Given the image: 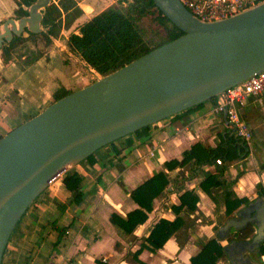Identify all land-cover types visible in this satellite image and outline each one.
I'll use <instances>...</instances> for the list:
<instances>
[{"label": "crops", "instance_id": "obj_1", "mask_svg": "<svg viewBox=\"0 0 264 264\" xmlns=\"http://www.w3.org/2000/svg\"><path fill=\"white\" fill-rule=\"evenodd\" d=\"M91 7L92 4L86 8L91 11ZM17 8L16 0H0V30L7 18L23 16L12 17ZM22 8L26 10L28 6ZM60 32L57 38L51 36L48 46L38 41L31 45L36 54L25 64L26 53L19 56L23 60L21 64L14 51L4 61L0 48V137L52 103L57 89L72 92L92 82L84 70H94L69 48V36H62L63 31ZM216 104L217 97L208 99L153 123L149 125V137L128 134L98 148L91 156L75 161L51 178L15 223L1 264H136L129 260L128 253L140 248V241L159 218L173 220L176 213L172 206L180 203L182 192L193 190L199 201L189 216L181 213L186 222L181 231L169 237L161 248L152 251L143 247L137 254L139 264H188L200 248L192 253L195 246L190 240L206 241L215 237L212 226L219 214L225 213V207L217 205L200 187V182L214 172L216 165H202L189 176L192 161L173 169H166L164 163L180 160L183 152L196 142L212 148L220 143L231 125L224 112L214 110ZM238 109L252 139L247 155L226 161L224 175L220 178L231 183L234 196L253 200L264 192V93L249 95ZM159 171L166 173L167 185L154 198L146 221L126 234L131 236L129 239L122 238L110 222V214L124 217L137 208L130 196L131 190ZM66 175L79 178L76 188L65 184ZM209 191L219 194L222 187L212 186ZM259 199L264 200V193ZM244 207L242 204L237 209ZM193 218L196 223L202 221V226L191 235L188 221ZM63 227L66 230L58 237V229ZM224 257H219L216 264H249L239 254L236 263L228 255V261L224 262ZM250 259L261 264L259 260L264 262V255L258 256V261Z\"/></svg>", "mask_w": 264, "mask_h": 264}, {"label": "water", "instance_id": "obj_2", "mask_svg": "<svg viewBox=\"0 0 264 264\" xmlns=\"http://www.w3.org/2000/svg\"><path fill=\"white\" fill-rule=\"evenodd\" d=\"M50 1L34 0L26 15L7 18L0 30V48L14 35L40 32ZM153 2L182 35L54 100L0 137V212L7 197H29L18 206L0 243V264L18 218L62 165L211 99L264 69V2L213 22L198 20L180 0ZM239 214L241 218H228L217 231L225 234L253 222L252 238L230 246L256 264L244 253L256 251L264 240V200H255Z\"/></svg>", "mask_w": 264, "mask_h": 264}, {"label": "trees", "instance_id": "obj_3", "mask_svg": "<svg viewBox=\"0 0 264 264\" xmlns=\"http://www.w3.org/2000/svg\"><path fill=\"white\" fill-rule=\"evenodd\" d=\"M33 1L16 0L18 5L17 14L19 16L26 15L27 10L23 9L22 6H29ZM123 1L128 2L126 10L114 6L107 7L81 23L77 32H72L68 37L69 48L85 62L87 67L101 75H106L183 34V31L155 6L153 0ZM53 7L58 10L55 4H53ZM41 24L46 28L45 30L37 33L31 32L29 35H42L44 44L48 46L51 43V36L55 33L56 27L55 19L51 15L49 8H46ZM144 29L155 35H160L159 43L150 46L145 39ZM17 39L22 40L24 38L18 35L2 46L4 61L10 58L11 47ZM68 93L64 88H59L54 92V99L57 100ZM216 97L209 100L216 99ZM200 104H196L186 110ZM134 134L139 137H149V126L136 130ZM247 153V145L243 140L235 136L234 129L231 126L226 129L217 146L212 148L196 142L183 152L180 160L172 159L166 161L164 165L166 169H173L176 166H183L192 161L189 176H192L202 165H216L214 172L207 174L200 182V187L209 194L217 205L219 203L223 205L225 213L229 214L242 204L245 206L251 204L264 193L260 192L258 197L253 200L236 197L232 192L231 183L220 178L224 175L226 161L243 158ZM88 156H91V154ZM216 158L221 159V164H216ZM64 182L67 186L76 188L79 178L76 175H66ZM167 183L166 173L159 171L154 177L148 178L136 186L131 190L130 196L138 207L127 212L124 217L111 213L110 222L121 233L131 234L139 224L146 221L147 213L152 210L154 198L158 196L162 187L167 185ZM212 186H220L222 191L213 195L209 191ZM179 200L180 203L178 205L172 206L176 213L175 218L173 220L159 218L151 227L148 235L142 238L143 241L140 248L133 253L137 262H139L137 254L143 247L150 250L161 248L169 237L186 225L185 220L180 215L182 213L189 216L193 213L197 207L199 197L193 190H185L180 194ZM65 230V227L58 229V237H61ZM255 230V224L247 222L238 229L228 231L225 234L217 233L215 237L201 241L199 250L190 257L188 264H216L219 257L224 254L228 255L235 263L236 261L238 262V253L233 251L230 243L251 239ZM256 252L259 257L264 255V240L259 244Z\"/></svg>", "mask_w": 264, "mask_h": 264}, {"label": "rangeland", "instance_id": "obj_4", "mask_svg": "<svg viewBox=\"0 0 264 264\" xmlns=\"http://www.w3.org/2000/svg\"><path fill=\"white\" fill-rule=\"evenodd\" d=\"M53 4H55L58 8V10H56L53 7ZM93 6V8L91 7V11L87 10V5H91ZM110 6H114L117 8H120L122 10H126L128 8V2H124L123 0H51L50 3L47 5V9L49 8L51 15L54 17L55 19V33H53V35L56 36V38L61 35L60 31H63V35H67L69 36L73 31L77 30V27L83 23L84 21H86L88 18H90L92 15L102 11L103 9L110 7ZM17 14L16 11H14L12 17H15ZM42 27L45 29V27L42 25ZM144 36L146 41L149 43L150 46L156 45L157 43H159L160 41V35H155L152 32H150L149 30H145L144 29ZM16 38V36H14ZM21 37H23L24 39L22 40H15L12 47H11V51L15 52V57H17L18 62L23 63V60L20 59V55L24 52L26 53V58L24 60V64L30 60L36 53L33 49H31V45H35V42H40L43 45V36L38 34L35 36H23L21 35ZM61 37V36H60ZM3 55V53L1 54ZM3 58V57H2ZM87 68V67H86ZM84 72L87 73V77L91 80L94 81L97 78L102 77L101 74L96 73L94 71L89 72L88 69H85ZM241 209V208H240ZM240 209H235L234 211H232L229 214H219V216L217 217L216 223L212 226V230L214 231V236L217 235V229L222 227L225 223V221L228 218L234 217V218H239L240 214H239V210ZM235 212L237 213V215H234ZM239 214V215H238ZM198 216V215H197ZM210 220H208L207 223H209ZM204 222V221H203ZM188 224L190 226V232L192 235V232L195 234V230L198 229L200 227V225L202 226V221L199 223L195 222V218H193V220L188 221ZM197 224V225H196ZM199 225V226H198ZM216 225V226H215ZM181 231V230H180ZM189 231V230H188ZM183 232V231H182ZM120 236L124 239H129V237H131L130 235L127 236L126 234H123L120 232ZM186 239V238H185ZM185 241V240H183ZM142 241H140L139 245L141 244ZM191 243L194 244L195 247H193V252L197 251V249L200 247V242L201 240H198V238L196 239H192L190 240ZM189 242V243H190ZM181 243V240H180ZM120 245V243H119ZM154 251V250H152ZM246 256H249L250 258H252L253 260H257V252H252V253H248L245 252L244 253ZM129 256V260L132 263H138L136 261L135 256H133V253L130 252L128 253ZM224 262L228 261L227 255L224 254ZM227 258V260H226ZM261 264H264V262H262V259L259 260ZM139 264V263H138Z\"/></svg>", "mask_w": 264, "mask_h": 264}, {"label": "built area", "instance_id": "obj_5", "mask_svg": "<svg viewBox=\"0 0 264 264\" xmlns=\"http://www.w3.org/2000/svg\"><path fill=\"white\" fill-rule=\"evenodd\" d=\"M181 3L202 22H213L232 17L264 2V0H180ZM264 93V69L253 73L245 80L225 89L217 95L214 110L225 112L228 123L234 129L236 137L250 145L252 133L239 114L238 106L244 104L249 95ZM216 164L221 159L216 158Z\"/></svg>", "mask_w": 264, "mask_h": 264}, {"label": "bare ground", "instance_id": "obj_6", "mask_svg": "<svg viewBox=\"0 0 264 264\" xmlns=\"http://www.w3.org/2000/svg\"><path fill=\"white\" fill-rule=\"evenodd\" d=\"M74 161H75V159L65 163L64 165H62L54 173H52L48 177L47 180H49V179L61 174L62 172H64ZM28 199H29V197H27V196L26 197H21V198H18V199H13L10 196V197H7L3 201L2 209H1V212H0V243L4 240L10 225L12 224L14 218L16 217V215L18 213V210H19L18 206L22 207L27 202Z\"/></svg>", "mask_w": 264, "mask_h": 264}, {"label": "flooded vegetation", "instance_id": "obj_7", "mask_svg": "<svg viewBox=\"0 0 264 264\" xmlns=\"http://www.w3.org/2000/svg\"><path fill=\"white\" fill-rule=\"evenodd\" d=\"M46 8H47V6H45V8H44V11H43V15H44V13H45V11H46ZM6 42H4L3 43V45L5 44ZM2 48V47H1ZM242 216H240L239 218H241ZM219 233H222V232H219ZM233 251L235 252V253H237V252H240V251H238L235 247L233 248Z\"/></svg>", "mask_w": 264, "mask_h": 264}]
</instances>
